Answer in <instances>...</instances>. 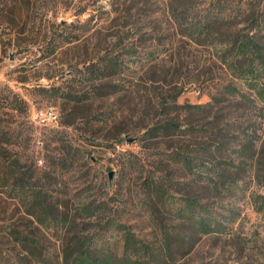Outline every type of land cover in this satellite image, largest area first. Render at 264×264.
<instances>
[{
    "label": "rangeland",
    "instance_id": "374dc122",
    "mask_svg": "<svg viewBox=\"0 0 264 264\" xmlns=\"http://www.w3.org/2000/svg\"><path fill=\"white\" fill-rule=\"evenodd\" d=\"M236 1L0 0V171L19 162L0 180V264L121 256L125 228L158 264H264V101L221 39L252 28ZM190 198L222 226L180 214Z\"/></svg>",
    "mask_w": 264,
    "mask_h": 264
},
{
    "label": "trees",
    "instance_id": "16d2710c",
    "mask_svg": "<svg viewBox=\"0 0 264 264\" xmlns=\"http://www.w3.org/2000/svg\"><path fill=\"white\" fill-rule=\"evenodd\" d=\"M232 10H234V19L237 22L248 20L249 23H251L250 25L252 28L250 30H252L253 27H256V22H260L261 19L264 20V9L259 11L254 0H237L235 9L233 7ZM202 17L203 18L200 17L201 19L199 23L194 24L197 20L193 21L194 25L192 24L193 27L190 30L192 34H202L205 30H208L215 24L210 12H207ZM241 28V30L234 33L232 38L227 39L226 37H221V39L223 42L231 43V46L233 47L232 52L241 56L240 63L236 64L237 67H235L237 70L236 75L240 76L242 80H245L252 88L260 87L261 90L257 91L258 96L264 101V32L261 30L263 28L261 27L259 30L255 29L254 32L248 30L245 33L243 30H245L247 26H242ZM230 88L239 91L234 84L230 85ZM2 138L3 137L0 136V140ZM187 161L191 162L189 158H187ZM18 163V161H8L1 166V171L5 173L2 176L0 175V180L6 182L4 185H8V179L6 176H9V174L16 169L15 166ZM22 166L24 167L25 165H21V169L17 174L18 177L16 178L18 182L17 184L19 185L17 190L19 191L27 190L29 185L33 184L32 179L34 177V175L24 171ZM99 206H101L100 203L94 205L93 201L82 203L80 209L83 217L86 220L91 218L97 212L95 210L96 207ZM178 211L180 214L190 218H194L195 214H197L200 217V220L193 222L195 225L198 223L199 226L206 231L213 230V226L215 225L222 226V222L214 219L209 207L206 204L199 203L194 198L186 199L185 205H183V207L180 206ZM204 211L207 212L208 215L205 214ZM47 226L49 227V224ZM173 232L181 235L176 231ZM123 236L125 248L121 256L105 250L100 254L85 249L80 252V255L73 257L74 264H158L159 260H165L164 258L166 255H159V251L152 247L151 243L143 241L129 228L124 229ZM81 238L84 242L88 241V237L86 236ZM165 242L166 246L171 247L172 242L169 243L167 240ZM171 252L172 251L168 253Z\"/></svg>",
    "mask_w": 264,
    "mask_h": 264
},
{
    "label": "water",
    "instance_id": "95a60500",
    "mask_svg": "<svg viewBox=\"0 0 264 264\" xmlns=\"http://www.w3.org/2000/svg\"><path fill=\"white\" fill-rule=\"evenodd\" d=\"M130 140H132V139H130ZM110 176L112 177V174Z\"/></svg>",
    "mask_w": 264,
    "mask_h": 264
}]
</instances>
